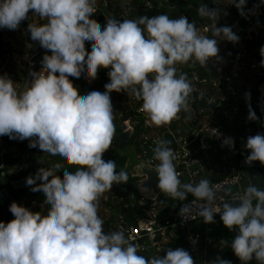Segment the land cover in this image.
I'll list each match as a JSON object with an SVG mask.
<instances>
[{"label": "clouds", "instance_id": "1", "mask_svg": "<svg viewBox=\"0 0 264 264\" xmlns=\"http://www.w3.org/2000/svg\"><path fill=\"white\" fill-rule=\"evenodd\" d=\"M96 3L0 0V28L16 30L29 13L35 14L46 22L28 23L30 39L47 50L41 69L29 72V85L23 91H18V83L7 74L0 75V136L29 139L30 148L38 147L64 164L78 166L67 171L57 163L26 178L32 192L42 193L48 212L34 213L15 201L9 205L14 218L0 221V264H195L183 248L146 258L138 254L139 246L123 230H104L98 215L100 198L113 184L128 180L125 171L116 170L115 161L102 158L116 132L111 93L123 91L142 101V110L155 126L168 124L181 111L189 110L194 92L187 73L178 72L177 66L191 62L206 67L210 59L219 61L218 42L235 44L239 37L232 27L217 26L218 9L207 4H201L197 12L213 21L211 37L200 34L183 15L122 21L107 18L101 28L90 19ZM232 5L245 15L246 0H232ZM86 46L90 49L87 54ZM259 52L264 67V46ZM101 68L109 69L105 91L93 90L80 98L73 82H91ZM245 98L250 100V93ZM247 119L258 120L250 105ZM155 143L157 188L174 200L186 201L189 194L194 197L191 204L180 208V216L185 220L199 217L212 224L219 214L229 231L236 230L230 247L241 264L253 259L264 264V188L251 182L242 195L232 196L230 189L221 194L208 179L182 183L171 142ZM222 146L232 149L234 140L226 137ZM244 147L250 150L245 163L264 165V134L247 137ZM61 171L62 180L57 177ZM141 191L150 193L145 187ZM235 201L240 203H232ZM208 264L231 261L217 257Z\"/></svg>", "mask_w": 264, "mask_h": 264}, {"label": "trees", "instance_id": "2", "mask_svg": "<svg viewBox=\"0 0 264 264\" xmlns=\"http://www.w3.org/2000/svg\"><path fill=\"white\" fill-rule=\"evenodd\" d=\"M110 2V0H108ZM116 2V1H115ZM129 4L120 8L119 6H113L112 3H109L108 9L112 13L111 16L122 21V16L126 15V19L135 20L139 16H148L153 17L159 14H166L169 18H178L183 15L186 16L190 22H193L195 26L203 22V17H201L197 8L201 4H207L210 9H218L220 18L217 22L218 27L230 26L232 27L233 32L238 30V33H235L239 37L244 38L248 29L252 25L253 18L246 14V9L248 4L245 5L244 11L245 15L241 16L239 10L232 5V0H158L153 2V0H128ZM152 3L151 8L147 7V3ZM118 3V1H117ZM256 7L260 5L256 4ZM96 17V18H95ZM94 21L97 26L103 28L106 24V18L102 13H98L96 16L90 18ZM235 21V25L233 23ZM260 23L263 25V37L261 40L260 46H257L256 41L252 46L257 52L254 57L260 55V48L264 46V17L261 19ZM25 29H27L26 23H24ZM29 32V31H28ZM3 29L0 28V70L4 69L7 61L9 60L14 50L3 43ZM252 47V48H253ZM90 49L86 46V54ZM233 56V55H232ZM251 61L246 62L244 70L241 71L237 76L231 73V68H228L224 71L222 70L221 74L216 73L210 68H204L199 65V63L182 65V73H187L188 78L192 81L193 77L197 75L199 80H206L207 83L199 84L198 86L202 89L204 95L198 99L195 94H192L189 98V106L193 109L192 114L184 113V117H191L193 114H199L201 117H208L211 115L212 126H220L222 131L226 135H230L234 140V148L229 149L227 146H221L213 140H209L210 149L207 151L209 158L212 162L204 161V156L202 154L195 155L197 160L204 161L203 163L196 165L191 168L192 171H197L198 175L195 178L193 184L199 182L201 179H208L210 183H215L223 180L229 175H232L235 170L240 169L239 159L234 157V152L238 150L239 138L249 135H256L258 133L264 134V112L261 105L258 102L259 96L264 91V67H260L258 74L251 77L249 73L251 72ZM109 69L101 68L98 70L97 78L91 82H86L81 79L78 82H73V86L80 90L81 96L83 97L90 91H105L104 85L109 82V77L107 75ZM223 76V78L221 77ZM243 79L244 82L240 83V80ZM217 81V83H216ZM194 83V82H193ZM216 84V86H214ZM262 88V89H261ZM262 90V92H261ZM245 93H250V100L246 101ZM131 99L134 97H130ZM210 100H214V104L208 105ZM134 107H131L128 111V114L124 120L120 121V124L125 120H130L133 125V134L130 140V146L135 149L137 154L141 155V147L149 150L153 156V149L156 147L154 139L156 138V129L148 127L145 123V118L142 114L136 113L135 111L142 107V101L133 99L130 100ZM249 105L251 109L255 112L258 117L257 121H249L247 119L249 114ZM233 109H237V113L233 116V120L229 122V114ZM187 115V116H186ZM114 126H117L118 123L113 121ZM190 128V127H189ZM188 128V129H189ZM173 130H180L176 127H172ZM191 129V128H190ZM181 132H177V135ZM3 137V136H0ZM165 140L170 141L169 147L173 145L172 137L166 135ZM13 139H7V145H12ZM115 136L113 135V142L107 152L103 155V159L115 161L116 149L118 145L122 146L120 143H115ZM196 145H199L196 142ZM123 147V146H122ZM23 148H21L22 150ZM32 148L28 147L30 156H33L29 166L20 165L13 168L11 174L12 180H21L25 179L30 175H35L38 169H40L37 160H42L45 158L52 159L51 163L56 160L60 164L62 170L75 171L78 167L77 165H67L63 162H60L55 156L40 157L32 154ZM118 155V154H117ZM27 157V155H26ZM124 162L120 168H117V171H122ZM155 164H158V161L153 159ZM6 171V169H5ZM261 173L264 175V166L261 169ZM63 175V171L59 173ZM62 180L63 176L58 177ZM182 182V178H180ZM138 180L128 176L127 183L118 184L116 190V198L111 197L106 203L100 202L98 208V215L103 219L106 214L108 218H104V230L105 232H112L117 230H123L124 233L129 228L135 226L137 220L143 218L144 210L149 207V202L144 201L139 195L138 190ZM24 193V190H14L12 192L15 199H19ZM194 199L190 194L188 195L186 201ZM33 200L38 202V204H43V208L33 205L31 206L32 211L40 212L41 215H46L48 212V205L44 203V197L41 192H33ZM180 201V200H179ZM181 201V202H186ZM11 202L7 201L3 207H0V221L9 222L14 217L9 211V205ZM22 205V204H21ZM24 204L23 206H25ZM9 218V219H8ZM121 218V219H120ZM235 229L229 231L225 226H223L221 233L223 241L225 242V247L223 248V254L221 255L222 259L231 261V264H241V261L234 255L230 243L232 238L235 235ZM174 243L170 242L166 247L157 252L155 250H150V253H145L144 256L154 257L162 256L170 248H183L186 250L183 242ZM249 264H257L255 259L249 262Z\"/></svg>", "mask_w": 264, "mask_h": 264}, {"label": "built area", "instance_id": "3", "mask_svg": "<svg viewBox=\"0 0 264 264\" xmlns=\"http://www.w3.org/2000/svg\"><path fill=\"white\" fill-rule=\"evenodd\" d=\"M246 4H248L246 9V14L248 16H252L253 18L252 25L248 29L249 37L246 38L245 40L244 38H241L240 39L241 41H239L238 43L235 44L233 43L234 46L236 44L240 46L241 47L240 49L242 50L245 44L251 46L255 44V41L257 44V40H256L257 28L259 24H261L260 23L261 19L264 17V7L261 6L256 7V4L251 5L250 0H246ZM108 5H109L108 0H97L95 6L96 9L95 14L92 17L96 16L98 13H102L105 16L106 20L107 18L108 19L115 18L111 16L112 14L111 15L108 14L107 16L105 15L106 14L105 12H107ZM151 5L152 3L150 2L147 3L148 8H151ZM233 23L235 25V21H233ZM212 25H213L212 20L203 17V22L199 23L196 28L199 30L200 34L211 37ZM3 43L6 44L5 40H3ZM242 50L235 51L234 55L227 60L228 62H232L233 64V66H231L228 63L229 64L228 66H230L231 68L232 74H234V72L232 71V67L234 68V64H236L237 69L242 71L244 70L245 63L250 61V60L245 61L246 59H243L244 57H236L238 54H242L244 52ZM46 51L42 53L34 52L30 56L31 60L29 62V68H28L29 72L31 70L39 71L41 69L42 67L41 60L43 55L46 53ZM48 54H50V52H48ZM252 65H251V69H252ZM204 68H208V67H204ZM241 71L238 72L240 73ZM215 72L221 74L222 70L220 71L215 70ZM221 77L223 78V76ZM195 80L192 79V84L195 86L194 92L192 94H195L198 97V99H200L199 94H202L203 91L198 85L205 84L207 83V81L206 80L200 81L198 77L197 80L196 81ZM214 86H216V84ZM80 94L81 93L78 92L79 97L82 98ZM133 99L134 98H132L131 100ZM258 102L261 105L264 112V93H262L259 96ZM141 111H142V107L138 108L135 112L142 114L144 116L145 123L148 127L157 130L156 131L157 136L154 139V143L157 140H165L166 135L172 137L173 145L170 147L177 154V158L174 161V164L176 167V171L179 174L178 178L179 179L182 178V183H194L195 178L198 175V172L192 171L191 168L203 163L204 161L207 162L209 158L207 151L210 149L209 140H213L222 146V141L226 137H231L230 135H226L222 131V128L220 126L217 127L212 126V121L210 120V122H208L209 127L212 128L215 132L214 135H211L209 132V130L211 129L205 130V125L202 123V121L194 117L196 113L193 114L191 117L187 115H186L187 117H184L183 116L184 113L192 114L193 111L190 112L191 111L190 106L187 112L181 111L176 119H173L170 123L159 127L152 124L150 120H148L147 114L144 111L143 112ZM237 111H238L237 109H233L230 112L228 116L229 122L233 120V116L237 113ZM198 116L201 118L199 114ZM202 118L205 119L207 117L205 118L202 117ZM122 124L125 125L126 130H132L133 132V125L130 120H125ZM172 127H176L180 130H173ZM178 131L181 132V134L177 135ZM249 136L252 135L248 134L247 136L240 137L239 144H241L242 142H246V139ZM7 139H8L7 135L0 137V161H1L0 174L5 171L2 158L3 156L8 154V148L29 147L28 146L29 139H25L22 141L13 140L11 146L7 145ZM196 142H198L199 145H196ZM38 153H39L38 147L34 148L33 155ZM199 154H202L204 156V161L197 160L195 158V155L197 156ZM37 156L38 155H35V157ZM40 157H47V156H40ZM234 157H237L239 159L240 169L235 170L232 175L227 176L223 180L212 183V185L215 186V188L221 194L225 189H230V193L232 196L242 195L244 190L250 184L248 171H244L246 169L242 168L241 166V159L239 157V148L234 152ZM42 160H37V163L39 164L40 168H45V166H43V164L40 162ZM153 164L157 165L154 162ZM37 183H40V181H37ZM115 185L118 186V184H113L112 188ZM27 188H31V186L27 185ZM3 195L1 194L0 197H3ZM139 195L142 197L144 201L149 202V207L144 210L143 218L137 220L135 226L125 231L126 237L130 236L131 242L139 246L138 254L144 255L146 251L148 252L147 248L149 247H151L150 248L151 250L160 252L170 242L178 243L182 239L181 242H183L184 246L186 247V250L195 260V264H208V261L215 260L217 257L220 256L223 248L222 245L219 243V239H217L219 238V233L217 232L219 231V227L222 228L224 225L220 220L219 214H217L214 217L215 223L212 224H205L202 221V219L199 217L196 220H190V219L185 220L179 214L180 208L184 204H191L194 199L186 202H181L178 199L176 200L172 199L170 196L162 192L157 199L150 201L145 199L140 193ZM105 197L107 198L105 199ZM111 197L116 198V193H113L111 191L105 192L104 197L100 198V202L106 203L107 201H109ZM235 202H239V201H235ZM25 203L27 204L29 203V201H26V199L24 198L18 201V204L20 205ZM217 203H219V201ZM108 215L109 212L108 214H106L104 218H108ZM190 237L195 238L197 242L193 244Z\"/></svg>", "mask_w": 264, "mask_h": 264}, {"label": "rangeland", "instance_id": "4", "mask_svg": "<svg viewBox=\"0 0 264 264\" xmlns=\"http://www.w3.org/2000/svg\"><path fill=\"white\" fill-rule=\"evenodd\" d=\"M117 1H118V3H117ZM157 1L158 0H153V2H157ZM111 3L113 4L114 7L115 6L116 7L119 6L120 8H123L124 6H126V4H129V2H127L125 0H111ZM110 19H112V18H110ZM115 19H117V18H115ZM122 19H126V15L122 16ZM19 28H20V26H19ZM19 28L16 29V30L7 31L5 38H3V40H5V42H6V45L11 47L14 50V53L11 54V56H10L9 60L7 61V64L5 65L4 69L0 70V75L7 74L14 82L19 83V85H20V83L22 84V82L24 84L25 75H24V80H21L20 70L18 71V69L16 68L17 71H15L14 70L15 68L12 67L11 62L14 61L15 59L19 60V58L25 59V61L27 62V59L35 52V50L30 45H24L22 39H20V40L17 39L16 40L15 39L16 37L8 35L9 32H11V34H12L14 31L20 33ZM235 33H238L237 29L235 30ZM248 34L249 33L247 32L245 37H244V40L249 37ZM22 37H23L22 34L20 36H18V38H22ZM252 47H253L252 45L250 46L248 44H245L244 47H243V50H242V49H240L241 47L238 46L237 44L234 46L233 43H231V42L219 41L218 42V48H219L218 55H219L220 59H219V61H217L215 58L210 59L208 61L207 65H206V67H208V68H210L212 70L215 69L217 71H220V70L224 69V71H225V70H227L229 68V66H228L229 64L231 66H233L232 62H228L227 60L232 55H234L235 51H239V50L241 51L242 50L244 52L242 54H238L236 57H244L243 59H246L245 61H249L250 60L252 62L253 65H252V69H251V72L249 73V75L251 77H253L256 74H258V72L260 70V67H261L260 66V61H261L262 57L260 55H258V54H257L258 57H254V54L256 55L257 52L255 51L254 47L253 48ZM37 48H38L37 51L43 50V48H41L40 45ZM18 60H16V61L18 62ZM19 62L20 63H18V65H24V63H23L24 61H19ZM15 65H17V64H15ZM9 66H10V68H9ZM226 66L228 68H226ZM211 67H213V68H211ZM177 69H178V72H182V65H178ZM23 70L25 71L24 68L21 69V71H23ZM232 71L234 72L235 75H237V74H239L238 71H241V70L237 69L236 64H234V68L232 67ZM195 79L197 80V75H196V77H193V80H195ZM243 82H244V80L241 79L240 83H243ZM216 83H217V81H216ZM193 87H195V86L193 85ZM18 91H23V88H21ZM77 91L81 92L80 90H77ZM261 92H262V90H261ZM262 93H260V94H262ZM203 95H204V93L199 94V98H201ZM130 97H133V96L127 95L123 91L120 92V93H117V92H112L111 93V101H112V105H113V109H114V120H115L116 123H118L117 125H121L122 124V123L120 124V121L124 120V118L128 114V111L130 110V108L134 107V105L132 103H130L131 102L130 101L131 100ZM214 102H215L214 100H210L208 102V105H212V104H214ZM192 111H193V109L191 108L190 112H192ZM141 112H143V110ZM194 117L200 119L202 121V123L205 125V130L206 129L207 130L211 129V130H209V132H210L211 135H214L215 132H214V130L212 128L209 127V123H208L211 120V115L208 116L205 119H203L202 117L200 118L198 116V114L197 115L195 114ZM22 148H23V150L26 151L25 154H27V156L31 157V161H32V157L33 156L29 155L30 152L28 151V147H26V148L22 147ZM131 149H133V151L135 150L133 147H131L130 150ZM38 151H39V153L35 154V155L48 156V157L50 156L47 153H43V151L40 150L39 148H38ZM116 151H117V153H116V156H117L118 153L121 154L124 151L127 152L128 150H126L125 147H122V146L118 145ZM32 153L34 154V149H32ZM138 156L139 157H144L142 154L138 155ZM43 160H46V161H43ZM43 160L40 161V162L43 164V166H45V168H50L51 166L54 168L55 165L58 163V162H56V160H54V162L51 163V161H53V160L50 159V157L49 158H45ZM210 161L212 162V160L208 158L207 162H210ZM244 171H247V170H244ZM60 176L62 177L63 175H60L59 173H57V177H60ZM138 182H137V184H138ZM116 190H117V185H115L110 191L113 192V193H116ZM101 197L103 198L104 194ZM13 198L15 199L14 196H13ZM18 201H20V198L18 199ZM18 201L16 200L17 203H18ZM220 231L221 230H220V227H219V231L217 233H219ZM149 248H151V247H149ZM147 250H148V248H147ZM146 253H147V251H146Z\"/></svg>", "mask_w": 264, "mask_h": 264}, {"label": "water", "instance_id": "5", "mask_svg": "<svg viewBox=\"0 0 264 264\" xmlns=\"http://www.w3.org/2000/svg\"><path fill=\"white\" fill-rule=\"evenodd\" d=\"M250 4H258L261 7H264V4L261 3V0H250ZM23 28L22 25H20ZM263 37V25L259 24L257 28V46H260L261 40ZM116 132L115 143H120L123 147L128 150L119 154L115 158V162L117 168H120L123 161V169L128 176L137 179L138 182V190L139 193L147 200H155L157 199L162 192L157 188L158 177L154 168L156 165L153 164V154L141 147V153L144 156L143 158H139L137 153L133 149L130 150V140L132 137V130H126L124 124L115 126ZM246 142H242L239 146V157L241 159L242 168L248 171V177L250 183L252 182L253 186L264 188V175L261 173V169L264 165H262L259 161L252 162L251 165L245 163L247 156L250 154V150H247L244 145ZM19 149L15 147L8 148V154H13L14 156H18ZM22 154V153H21ZM1 162V161H0ZM0 185L3 187H10L14 190L24 189L23 183H25L26 179L22 180H12L11 174L8 171H4L0 174ZM26 184V183H25ZM145 187L150 190V193L142 192L141 188ZM9 190L4 192L3 197H0V205H4L9 199ZM235 204H239V202H232ZM150 248H148V254L150 253Z\"/></svg>", "mask_w": 264, "mask_h": 264}, {"label": "crops", "instance_id": "6", "mask_svg": "<svg viewBox=\"0 0 264 264\" xmlns=\"http://www.w3.org/2000/svg\"><path fill=\"white\" fill-rule=\"evenodd\" d=\"M125 1H127L128 2V0H125ZM109 3H111V0H110V2ZM127 5V4H126ZM106 14V16L109 14V15H111L112 13L109 11V9L107 8V12H105ZM113 19V18H112ZM46 21L45 20H43V19H41L39 16H37V15H35V14H31V13H29V18L28 19H26V20H24V21H22L21 22V24L20 25H22L23 26V28H19V31H20V33L19 32H16V31H14L12 34H11V32H9L8 33V35H10V36H14V37H16L15 39L17 40V39H22V41H23V43H24V45H30V46H32V48H34V50H35V52H40V53H42V52H44V51H46V50H39V51H37V47L39 46V42L38 41H33V40H31L30 39V33L25 29L26 27H25V25H24V23H26V24H28V23H37V24H42V23H45ZM3 29V36H4V38H5V36H6V32L7 31H11V30H9V29H6V28H2ZM22 34V38H18V36H20ZM32 42V43H31ZM16 60H18V59H15L14 61H12L11 62V64H12V67L13 68H15L14 70L15 71H17V69H18V71L20 70V74H21V80H24V75H25V81H24V84H23V82H22V84L20 83V85H19V83L17 84V88H18V90H20L21 88H23V90L29 85V80H30V78H29V71H28V68H29V62H30V60H31V58L29 57L28 59H27V62L25 61V59H21V58H19V60H18V62L16 61ZM19 61H24L23 63H24V65H18V63H20ZM15 64H17V65H15ZM18 66V67H17ZM9 68H10V66H9ZM17 68V69H16ZM25 69V71L23 70V71H21V69ZM14 71V72H15ZM31 71H33V70H31ZM36 71V70H35ZM22 72V73H21ZM18 73V72H17ZM24 148H26V147H24ZM19 149V152H18V156H14L13 154H7V155H5V156H3V158H2V161H3V164H4V170L6 169V171H8L10 174H12V172H13V168L14 167H18V166H20V165H26V166H29L30 165V163H32L31 162V157H29V156H27L26 157V155L27 154H25L26 153V151L25 150H21V148H18ZM32 149H34V148H32ZM32 151V150H31ZM22 153V154H21ZM29 154V153H28ZM33 154V153H32ZM32 160H33V157H32ZM1 179V178H0ZM12 179V178H11ZM26 179V178H25ZM22 180V179H21ZM24 185V189H22V190H24V193L21 195V197H20V200L21 199H26V201H29V203L31 204V206H33V205H36V206H39V207H41V208H43V204H38V202H35L34 200H33V192L30 190L31 188H27V185L25 184V183H23ZM6 190H9V199H8V202L10 201L11 203L13 202V201H15L16 202V200L18 201V199H14L13 198V194H12V192L14 191V189L13 188H10V187H3V186H1L0 185V195L2 194H4V192L6 191ZM26 204V203H25ZM22 205H24V204H22ZM4 205H0V207H3ZM30 205H25V207H27V208H29L31 211H32V207H31ZM33 212V211H32ZM9 219V218H8ZM223 228V227H222ZM222 228H220V230H222ZM223 236H222V233H221V231L219 232V238H217V239H219V243L222 245V248H224L225 247V242L223 241V238H222ZM221 250V249H220ZM223 250L224 249H222V251H221V254H220V256L223 254ZM219 256V257H220Z\"/></svg>", "mask_w": 264, "mask_h": 264}, {"label": "flooded vegetation", "instance_id": "7", "mask_svg": "<svg viewBox=\"0 0 264 264\" xmlns=\"http://www.w3.org/2000/svg\"><path fill=\"white\" fill-rule=\"evenodd\" d=\"M118 155H119V153H118ZM138 155H139V154H138ZM138 155H137V156H138ZM138 157H139V156H138ZM139 158H143V157H139Z\"/></svg>", "mask_w": 264, "mask_h": 264}, {"label": "bare ground", "instance_id": "8", "mask_svg": "<svg viewBox=\"0 0 264 264\" xmlns=\"http://www.w3.org/2000/svg\"><path fill=\"white\" fill-rule=\"evenodd\" d=\"M263 93H264V91H263Z\"/></svg>", "mask_w": 264, "mask_h": 264}]
</instances>
